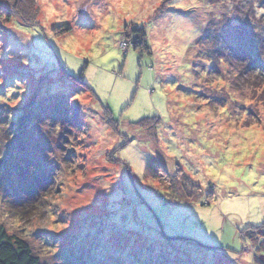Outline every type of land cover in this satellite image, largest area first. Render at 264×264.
<instances>
[{"label":"rangeland","instance_id":"1","mask_svg":"<svg viewBox=\"0 0 264 264\" xmlns=\"http://www.w3.org/2000/svg\"><path fill=\"white\" fill-rule=\"evenodd\" d=\"M166 1L34 0L31 24L0 0V227L42 264H260L264 80L232 76L221 24L195 42L226 8L264 59L261 15Z\"/></svg>","mask_w":264,"mask_h":264},{"label":"trees","instance_id":"2","mask_svg":"<svg viewBox=\"0 0 264 264\" xmlns=\"http://www.w3.org/2000/svg\"><path fill=\"white\" fill-rule=\"evenodd\" d=\"M164 2H167V1L164 0ZM245 3L246 5L249 4V6L247 7V10L249 9L250 11L249 18L250 19L253 17L256 18L258 17V14H260L261 17L258 18L259 19L258 21L260 22V25L264 27V0H246ZM220 4L221 2L218 1L216 5H220ZM215 8L217 9V11H219V15L216 16V14L214 13L210 14V15H213V17L210 16V20L206 23L204 30L202 31L203 35L201 34L202 36H200L195 42V47L202 46L204 44V41L205 42H209L212 40L215 41V36H216L215 28L218 24H221V30H224V32L230 36L231 42L228 41L226 37L224 41L226 44L220 45L217 48V53L219 54L220 53L219 51L222 49L227 50L228 48L227 45L231 44L230 47H232L233 49L230 48L231 50L228 54L231 56L232 58L231 61H233L234 65L236 66L235 67L231 64L232 69H233L232 71L234 72L232 73V76L238 74L239 77L243 78V77L248 76L251 70H253L254 75L257 76L254 80H258V79L264 80V59H262L260 56H254L253 54L254 49L257 50V47H262L260 45V38L257 37L259 32H257L256 36L253 33H250L251 35H247V37H245L246 34L242 36V34L244 33L240 31L239 29H238L239 31L236 30L238 20L231 18L230 16H228V18L226 19L224 15H222L223 11L226 12V8L221 9L220 7H216V6ZM14 9H15L14 13L18 15V17L23 21V23H27V22H31V24L36 23L34 22V20L37 19L40 13L38 6L34 2V0H15ZM251 13L253 14L251 15ZM7 17H6L7 19L6 21L11 22L12 16L8 14ZM3 18H4V15L0 13V19H1L0 21H2ZM216 21H218V23ZM0 30H3V25L2 27H0ZM57 30H60L59 32H57V35H61V34H65L68 31H71L72 28L70 25L64 24V26L59 27V29ZM131 34L135 36V39L133 42V47H134L133 49H144V50L149 49L146 43L147 34L145 33L144 30L133 29ZM240 35H241V38L239 37V39H237V36H240ZM258 40H259V45L257 46ZM222 57L223 58L221 62L226 63V61H228L230 64L231 61L229 60L225 61L224 60L225 56H222ZM211 61L212 60H207L204 63L211 64ZM210 74H211V69H210ZM217 77L219 78L218 75ZM241 78L239 79L241 80ZM72 81L77 82V80H72ZM81 82L82 80L80 79V83ZM81 84L85 87L86 90L91 91L90 87H88L87 85L83 83ZM17 102L18 101L16 102L14 101L13 103H17ZM7 109L9 111L11 110L10 113L7 111H4L1 108L0 115H5V113H7L6 121L8 123L10 122L13 123L14 119H13V116L11 115L13 108H11V105H10L8 108H6V110ZM30 121H31L30 125L33 123V125L35 126L36 122H33L32 120ZM153 129H155L154 126H153ZM248 231H249V236L251 237V239H253L254 242H256V248L258 252H261L259 262L260 264H264V262H262L261 260L262 257L264 258V253H262L264 252V224L260 227H250ZM0 264H42V263L40 259L34 255V253L32 252L27 242H25L23 239L18 238L14 235H9L3 227H0Z\"/></svg>","mask_w":264,"mask_h":264},{"label":"water","instance_id":"3","mask_svg":"<svg viewBox=\"0 0 264 264\" xmlns=\"http://www.w3.org/2000/svg\"><path fill=\"white\" fill-rule=\"evenodd\" d=\"M261 260H262V262H264V258L263 257L261 258Z\"/></svg>","mask_w":264,"mask_h":264},{"label":"built area","instance_id":"4","mask_svg":"<svg viewBox=\"0 0 264 264\" xmlns=\"http://www.w3.org/2000/svg\"><path fill=\"white\" fill-rule=\"evenodd\" d=\"M126 46V45H125Z\"/></svg>","mask_w":264,"mask_h":264}]
</instances>
